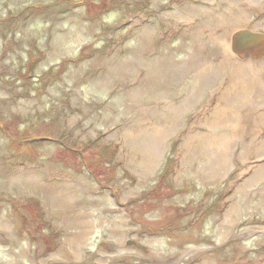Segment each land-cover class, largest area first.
Here are the masks:
<instances>
[{
    "label": "rangeland",
    "instance_id": "1",
    "mask_svg": "<svg viewBox=\"0 0 264 264\" xmlns=\"http://www.w3.org/2000/svg\"><path fill=\"white\" fill-rule=\"evenodd\" d=\"M242 28L264 0H0V264H264Z\"/></svg>",
    "mask_w": 264,
    "mask_h": 264
},
{
    "label": "water",
    "instance_id": "2",
    "mask_svg": "<svg viewBox=\"0 0 264 264\" xmlns=\"http://www.w3.org/2000/svg\"><path fill=\"white\" fill-rule=\"evenodd\" d=\"M234 42L232 44V49L238 52V55H242L241 51L249 50L252 48L253 44L257 42V44L261 41H264V33L260 31H255L250 28H242L234 33ZM260 55V54H259ZM252 56V55H248Z\"/></svg>",
    "mask_w": 264,
    "mask_h": 264
},
{
    "label": "bare ground",
    "instance_id": "3",
    "mask_svg": "<svg viewBox=\"0 0 264 264\" xmlns=\"http://www.w3.org/2000/svg\"><path fill=\"white\" fill-rule=\"evenodd\" d=\"M253 47L250 48L249 50H243L241 51L243 54L242 55H252V56H257L259 54H263L264 53V41H261L257 44V42H255L253 45ZM35 182V180H32L31 183L33 184Z\"/></svg>",
    "mask_w": 264,
    "mask_h": 264
}]
</instances>
